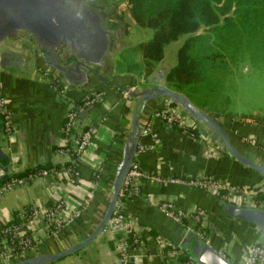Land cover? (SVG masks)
Returning a JSON list of instances; mask_svg holds the SVG:
<instances>
[{"label": "crops", "instance_id": "0c3cea01", "mask_svg": "<svg viewBox=\"0 0 264 264\" xmlns=\"http://www.w3.org/2000/svg\"><path fill=\"white\" fill-rule=\"evenodd\" d=\"M105 10L102 28L108 36L105 46L108 45L109 50L103 55L106 47L103 48L97 52L100 53L98 60L88 61L96 76L106 83L88 75L90 79L86 84L81 75L75 74L67 78L58 76L55 85L43 74H49L50 68L46 66L40 48L36 46L31 49L23 41L27 35L19 34L9 39L6 46L0 45V93L6 100L13 123L12 135L9 138L1 135L0 146L9 159V165L0 166V180L5 175L15 176L44 166L60 169L55 173L37 175L3 194L0 197V229L32 207L48 208L63 201L70 210L79 211L69 226L54 236L45 237L27 256L57 253L79 242L91 231L106 208L131 132L135 104V100L109 84L142 90L155 84L154 80H164L165 74L176 63L175 60V63L163 64V57L147 79L115 72L114 57L124 46L129 28L135 23L128 12L121 14L115 10ZM5 52L23 53L25 63L12 66L2 62ZM162 86L166 87L165 80ZM92 92L100 93L101 98L85 116H80L85 110L78 113L72 141L70 137L65 139L63 124L67 112L79 108ZM163 107L165 104L154 100L138 109V126L145 129L150 124V134L141 135L138 142L145 150L135 154L144 172L163 179L207 177L257 194L264 191V178L225 155L209 136L211 144L203 138L190 137L162 121H151V115ZM256 114H260V111ZM210 115L228 130L240 151L253 162L264 166V152L261 150L264 147V124L246 115L240 118L235 114L230 118L217 113ZM89 127L96 129L91 144L79 162L68 171L64 167L71 166L70 157L60 153V150L74 147L79 134ZM140 188L143 198L123 200L125 213L136 224V235L144 241V252H130L127 264H164L159 256L157 242L160 240L166 243V247L179 246L191 253L190 246L197 238L158 210L155 203L161 200L171 201L184 210L202 208L207 214L204 230L209 245L224 254L231 264H242L251 244L264 245V237L253 227L221 216L216 205L218 198L203 191L147 179L142 181ZM39 235L43 236L40 229ZM55 264L120 262L114 243L102 231L89 246Z\"/></svg>", "mask_w": 264, "mask_h": 264}, {"label": "water", "instance_id": "95a60500", "mask_svg": "<svg viewBox=\"0 0 264 264\" xmlns=\"http://www.w3.org/2000/svg\"><path fill=\"white\" fill-rule=\"evenodd\" d=\"M67 2L69 0H0V40L5 38L14 28H20L24 35L33 38L43 53L46 66L50 68L47 78L55 85H57L55 78L58 76L67 78L75 74L81 75L86 84L89 82L90 76L106 83L102 78L96 76L89 66V61L85 58V55L101 52L104 46H94L92 49L83 50L77 43L73 45V40L77 38V32L81 28L82 20L78 16H74L65 7ZM97 23L98 31L104 36L105 32L101 24L99 21ZM45 54L49 55L50 60L46 59ZM8 55L10 54L5 52L2 57ZM88 75L90 76L88 77ZM163 81V79L154 80L155 84L142 90H132L118 84H109L115 85L128 98L135 100L131 132L124 146L106 208L87 236L57 253L25 255L6 262V264H55L89 246L104 230L118 203L124 178L135 158L138 142L144 129L137 124L138 109L148 101L157 100L165 104V107L173 105L183 109L218 146L220 151L238 164L256 171L264 178V166L253 162L245 153L240 151L222 124L212 115L198 108L184 94L163 87ZM91 108L81 112L80 116H85ZM1 134L0 127V143ZM8 165L9 159L0 146V166L6 167ZM216 205L221 216L248 224L264 237V212L262 210L240 207L222 199H217ZM190 249L197 264H231L201 239H195ZM260 264H264V261Z\"/></svg>", "mask_w": 264, "mask_h": 264}, {"label": "built area", "instance_id": "2783aa9c", "mask_svg": "<svg viewBox=\"0 0 264 264\" xmlns=\"http://www.w3.org/2000/svg\"><path fill=\"white\" fill-rule=\"evenodd\" d=\"M101 98L100 93L92 92L85 99L82 105L73 111H68L63 124V137L68 139L73 130L74 122L78 113L92 107ZM159 120L168 125L177 127L180 131L190 137H200L211 144L208 136L199 128L194 120L178 106L169 105L155 111L151 115V121ZM0 127L1 135L9 138L13 133V123L7 109L5 98L0 93ZM96 132L95 128L89 127L82 131L74 148H65L60 153L69 156L70 164L67 169L70 171L76 165L83 152L90 146L92 138ZM150 134V124L142 132L143 136ZM145 148L137 146L136 153H141ZM264 152V147L261 148ZM54 169L42 170L37 175L55 173ZM37 175H29L27 178H17L10 176L8 181L0 187V197L3 194L13 191L27 180ZM155 183L180 184L203 191L215 198L225 200L244 208H257L264 212V191L254 193L242 188L229 185L224 181L207 177L193 178H167L163 179L144 172L136 158L124 178L122 188L119 193L118 203L112 216L104 228L105 236L114 243V250L120 264H127L130 259V252L142 254L144 252V241L136 235V224L127 216L123 208V200L131 198H143L141 183L143 180ZM153 203V202H152ZM158 210L171 222L184 226L197 239H201L205 244H209L208 237L204 230V221L207 216L202 208L184 210L176 207L171 201L161 200L155 203ZM79 215V211L70 210L65 202L59 201L48 208L32 207L29 212H23L19 216L18 223H10L0 229V262H10L27 255L46 237L56 235L60 230L69 226ZM39 229L43 236L39 235ZM159 256L164 264L173 262L174 264H197L194 259L184 262L179 260L182 249L179 246L166 247L162 240L157 242ZM225 258L224 254L218 252ZM264 261V245L262 243L251 244L246 250V258L242 264H260Z\"/></svg>", "mask_w": 264, "mask_h": 264}, {"label": "trees", "instance_id": "16d2710c", "mask_svg": "<svg viewBox=\"0 0 264 264\" xmlns=\"http://www.w3.org/2000/svg\"><path fill=\"white\" fill-rule=\"evenodd\" d=\"M126 9L135 25L153 30L152 38L138 45L144 79L154 73L156 65L163 59L165 46L184 39L176 52V63L165 74L164 80L168 89L187 97L185 91L199 83L206 70H220L230 52L231 57L238 53L242 35L254 27L259 14L263 15L264 0H126ZM253 119L264 124V115ZM77 120L78 116L75 122ZM73 134L74 125L70 138ZM50 169L60 170L44 166L15 177L25 179ZM8 179L7 175L3 176L0 187ZM18 222L19 215L11 223ZM188 259H193L192 254L183 249L179 260Z\"/></svg>", "mask_w": 264, "mask_h": 264}, {"label": "rangeland", "instance_id": "374dc122", "mask_svg": "<svg viewBox=\"0 0 264 264\" xmlns=\"http://www.w3.org/2000/svg\"><path fill=\"white\" fill-rule=\"evenodd\" d=\"M95 1L102 10L127 13L126 0ZM262 13V16L259 14L256 18L254 27L247 32L249 35L246 32L242 35L238 53L234 57H231V52L226 54L224 67L215 72L206 70L201 81L185 91L189 100L204 112L225 115L227 118L234 114L239 118L245 117L243 115L251 118L264 115V12ZM152 35L153 30L150 28L137 25L129 28L124 46L114 57L115 72H129L133 77H140L143 61L138 45L149 41ZM183 41L182 38L165 46L163 64L175 63L176 52ZM258 111L260 114L257 115Z\"/></svg>", "mask_w": 264, "mask_h": 264}, {"label": "flooded vegetation", "instance_id": "af4514ba", "mask_svg": "<svg viewBox=\"0 0 264 264\" xmlns=\"http://www.w3.org/2000/svg\"><path fill=\"white\" fill-rule=\"evenodd\" d=\"M95 0H69L67 4L65 3V7L69 9V11L74 15L78 16L82 20L81 28L77 32V38L73 40V45L77 43L79 47L83 50L92 49L94 46H104L106 38L108 40V36H102L98 31L97 25L98 21L102 26L103 20L105 19V15L103 10L100 9ZM19 34H23L20 28L12 29L9 34L0 40V45L6 46L9 39L13 37H17ZM23 40V39H22ZM26 44L30 46L31 49L35 48L37 45L33 38L28 37L23 40ZM109 50L108 45L106 46L105 52L103 55L107 53ZM94 53V51H93ZM10 55L2 58V62L12 64V66H17L25 63V58L23 57V53H9ZM46 59L50 60L49 55L45 54ZM88 60H98L100 53L94 55H85ZM44 76H49L47 73H43Z\"/></svg>", "mask_w": 264, "mask_h": 264}]
</instances>
